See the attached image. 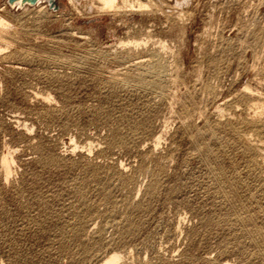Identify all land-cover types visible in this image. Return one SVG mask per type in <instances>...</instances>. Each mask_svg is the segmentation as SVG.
Here are the masks:
<instances>
[{
    "label": "rangeland",
    "instance_id": "rangeland-1",
    "mask_svg": "<svg viewBox=\"0 0 264 264\" xmlns=\"http://www.w3.org/2000/svg\"><path fill=\"white\" fill-rule=\"evenodd\" d=\"M128 2L0 0V264H264V0Z\"/></svg>",
    "mask_w": 264,
    "mask_h": 264
},
{
    "label": "bare ground",
    "instance_id": "bare-ground-1",
    "mask_svg": "<svg viewBox=\"0 0 264 264\" xmlns=\"http://www.w3.org/2000/svg\"><path fill=\"white\" fill-rule=\"evenodd\" d=\"M71 1V0H70ZM102 5H103V9H113V8H118L120 7L119 5V1L120 0H99ZM121 2L123 4H127L129 3L128 0H121ZM7 3H8V0H7ZM37 5V6H36ZM34 6L36 7H41V8H47L49 5H48V1L47 0H40L38 4H36ZM133 7V5H131ZM140 6H148L146 4H140ZM18 7V8H17ZM27 7H30L29 5H26L25 7H22V8H27ZM12 8V7H10ZM20 8V3H18L13 9H19ZM121 9V8H120ZM132 9V8H131ZM1 14V13H0ZM3 16V15H2ZM0 16V27H2L3 25H5V21L3 19V17ZM3 28V27H2ZM1 35V34H0ZM161 43V42H160ZM162 44V43H161ZM2 50L0 49V52ZM2 53V52H1ZM138 62V61H137ZM250 91V90H249ZM157 134V133H156ZM156 137V135H155ZM160 138H158L157 140H159ZM161 141V140H160ZM248 141V140H247ZM257 144V143H256ZM78 147V146H77ZM75 146V148H77ZM75 151V149H74ZM261 151V150H260ZM6 159V158H5ZM7 162V160H5ZM6 170V169H5ZM9 170V169H8ZM9 172V171H8ZM181 219V218H180ZM121 259V257L114 253V254H111V255H108L106 258H104V260H102L101 262H99L98 264H117L119 262V260Z\"/></svg>",
    "mask_w": 264,
    "mask_h": 264
},
{
    "label": "water",
    "instance_id": "water-1",
    "mask_svg": "<svg viewBox=\"0 0 264 264\" xmlns=\"http://www.w3.org/2000/svg\"><path fill=\"white\" fill-rule=\"evenodd\" d=\"M40 0H8V5L12 8H14L18 3H20V8L25 7L26 5L34 6L39 3ZM49 8L52 10H59L60 4L58 3V0H47ZM18 8V7H17Z\"/></svg>",
    "mask_w": 264,
    "mask_h": 264
}]
</instances>
